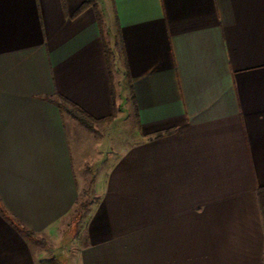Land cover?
Listing matches in <instances>:
<instances>
[{"label": "crops", "instance_id": "0c3cea01", "mask_svg": "<svg viewBox=\"0 0 264 264\" xmlns=\"http://www.w3.org/2000/svg\"><path fill=\"white\" fill-rule=\"evenodd\" d=\"M90 183L73 264H261L264 0H0V207L47 245L0 212V264L55 257Z\"/></svg>", "mask_w": 264, "mask_h": 264}, {"label": "rangeland", "instance_id": "374dc122", "mask_svg": "<svg viewBox=\"0 0 264 264\" xmlns=\"http://www.w3.org/2000/svg\"><path fill=\"white\" fill-rule=\"evenodd\" d=\"M66 117H68V114H66ZM106 123V122H105ZM104 123H100L98 125H95V127L97 128V133L100 136V138H102L103 136H105V132H107V134L110 135V132L113 133L114 131H124L129 133L130 132V126L129 125H120V126H116L115 129L117 130H108L105 131L104 130ZM92 125V129H93ZM110 131V132H109ZM133 139H125L124 140H116L115 144H128V143H132ZM113 150V149H112ZM111 150V151H112ZM114 152V150L112 151ZM91 173L92 175V180H94V173L91 172V170L88 168V172L87 173ZM91 180V183L93 182ZM91 183L90 186H88L86 188V190L83 191V194L80 196V198L78 199L77 202H81V203H87L88 206L85 209H76L74 208L69 214L68 216L64 219V224L66 223V230L64 232V240L62 243H60L58 245V247L53 248L54 252H55V257L52 256V258L46 260L47 262L52 261L55 264H73V259H74V252L76 250V246L75 245H70V240L76 239L81 232L84 229V225H85V220H86V216H87V212L90 208V206L92 204H95V200L96 197L94 196V193L92 192L91 189ZM76 206V205H75ZM34 242V241H33ZM44 242V241H43ZM35 243V242H34ZM37 244V243H36ZM45 244V243H44ZM39 245V247H43L44 245L42 244H37ZM45 247H47V245L45 244ZM46 253H50V249L46 252ZM261 264H264V258L261 262Z\"/></svg>", "mask_w": 264, "mask_h": 264}, {"label": "trees", "instance_id": "16d2710c", "mask_svg": "<svg viewBox=\"0 0 264 264\" xmlns=\"http://www.w3.org/2000/svg\"><path fill=\"white\" fill-rule=\"evenodd\" d=\"M93 3L92 2H86L84 3L81 8L76 12L75 15H77L81 9L88 7V6H92ZM94 6V5H93ZM95 8V7H94ZM97 15V13H96ZM98 16V15H97ZM98 21H99V16L97 17ZM105 57H106V61L109 62V58H108V53L107 51H105ZM57 105L63 110L65 111L71 118H73L74 120H76L80 125L84 126L87 129H92L91 126V122L94 123H101V122H107V121H111L114 118V115H112L109 118L106 119H101V120H93L91 119L88 115H86L81 109H79L77 106L69 103L68 101H66L64 98L58 96L57 97ZM160 134H157L155 137H159ZM257 197H258V203H259V207H260V212L262 215V219H263V223H264V187L259 188L257 191ZM88 206L87 203H81V202H76V206L75 208L78 209H85ZM0 212L3 215V217L8 220V222H10V224L12 226H14L18 231H20L26 238H28L29 240L34 241L37 244H43L44 242L42 240H40L32 231H30L29 229H27L24 225H22L18 220H16L14 217H12L4 208L0 207ZM41 264H55L52 261H44Z\"/></svg>", "mask_w": 264, "mask_h": 264}]
</instances>
